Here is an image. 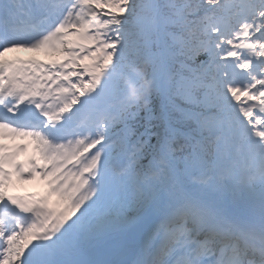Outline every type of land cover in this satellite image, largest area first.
Returning a JSON list of instances; mask_svg holds the SVG:
<instances>
[{
	"label": "snow or ice",
	"instance_id": "snow-or-ice-1",
	"mask_svg": "<svg viewBox=\"0 0 264 264\" xmlns=\"http://www.w3.org/2000/svg\"><path fill=\"white\" fill-rule=\"evenodd\" d=\"M0 264H264V0H0Z\"/></svg>",
	"mask_w": 264,
	"mask_h": 264
},
{
	"label": "rangeland",
	"instance_id": "rangeland-1",
	"mask_svg": "<svg viewBox=\"0 0 264 264\" xmlns=\"http://www.w3.org/2000/svg\"><path fill=\"white\" fill-rule=\"evenodd\" d=\"M49 54L52 55V54H55V53H53V52H49Z\"/></svg>",
	"mask_w": 264,
	"mask_h": 264
}]
</instances>
